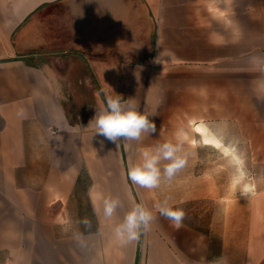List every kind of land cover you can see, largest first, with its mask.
<instances>
[{"label": "crops", "instance_id": "obj_1", "mask_svg": "<svg viewBox=\"0 0 264 264\" xmlns=\"http://www.w3.org/2000/svg\"><path fill=\"white\" fill-rule=\"evenodd\" d=\"M113 91L156 133L93 136ZM178 135L182 170L151 190L128 180L139 150ZM137 203L154 220L121 243ZM0 264H264V0H0Z\"/></svg>", "mask_w": 264, "mask_h": 264}, {"label": "clouds", "instance_id": "obj_2", "mask_svg": "<svg viewBox=\"0 0 264 264\" xmlns=\"http://www.w3.org/2000/svg\"><path fill=\"white\" fill-rule=\"evenodd\" d=\"M157 47L159 48L158 45ZM156 62H162L161 53L156 58ZM18 115L25 117V110L21 108ZM150 115L155 117L154 113L149 114L140 110L131 97L125 99L114 92L106 96L103 105L95 107V114L90 119L88 127L94 129L93 136H103L117 146L121 139L139 143L143 138L152 136L157 131ZM56 135H58L57 131L53 129V136ZM184 144V139L178 135L175 142L165 141L154 148L139 150V159L128 166V180L140 188L149 190L158 188L162 179H171L186 166ZM93 203L96 204V198L93 199ZM102 205L104 217L111 219L121 206V202L118 198L108 196L102 199ZM155 207L160 215L172 221L176 227L182 225L186 215L182 208L169 205L168 199L156 204ZM95 211L99 212L100 208L96 207ZM153 220L152 211L143 204L137 203L125 214L122 222L115 226V237L121 243L135 241L139 239L140 230H147ZM81 223L88 225L90 222L85 218Z\"/></svg>", "mask_w": 264, "mask_h": 264}, {"label": "rangeland", "instance_id": "obj_3", "mask_svg": "<svg viewBox=\"0 0 264 264\" xmlns=\"http://www.w3.org/2000/svg\"><path fill=\"white\" fill-rule=\"evenodd\" d=\"M251 161L252 160L250 155L242 154L243 172H242L241 198L243 200V210L249 209L252 204L250 194L246 192L251 189V186L248 190L245 188L246 184L251 183L253 181L252 178L254 179L256 178L255 172L250 171L249 169V164L251 163Z\"/></svg>", "mask_w": 264, "mask_h": 264}]
</instances>
